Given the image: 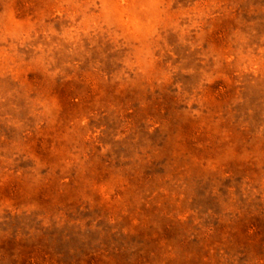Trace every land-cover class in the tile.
Wrapping results in <instances>:
<instances>
[{"label": "rangeland", "instance_id": "1", "mask_svg": "<svg viewBox=\"0 0 264 264\" xmlns=\"http://www.w3.org/2000/svg\"><path fill=\"white\" fill-rule=\"evenodd\" d=\"M0 264H264V0H0Z\"/></svg>", "mask_w": 264, "mask_h": 264}]
</instances>
